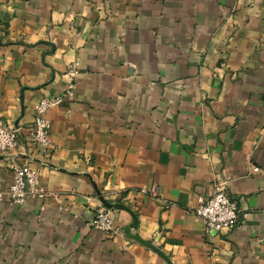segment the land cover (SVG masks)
<instances>
[{
  "label": "crops",
  "instance_id": "obj_1",
  "mask_svg": "<svg viewBox=\"0 0 264 264\" xmlns=\"http://www.w3.org/2000/svg\"><path fill=\"white\" fill-rule=\"evenodd\" d=\"M75 61L54 147L0 154V264H264V0H0L6 124L26 137ZM9 156L53 196L9 205ZM220 182L240 224L209 233L193 210ZM98 192L137 225L94 230Z\"/></svg>",
  "mask_w": 264,
  "mask_h": 264
},
{
  "label": "built area",
  "instance_id": "obj_2",
  "mask_svg": "<svg viewBox=\"0 0 264 264\" xmlns=\"http://www.w3.org/2000/svg\"><path fill=\"white\" fill-rule=\"evenodd\" d=\"M81 71L79 62L71 63L65 72L66 87L63 92L55 97H44L34 106V120L32 127L24 137L22 128L18 125H8L0 118V154H11L20 145L25 147H40L45 152L50 151L54 145L51 137V121L47 114L53 108L60 106L66 99L75 96L77 79ZM12 163L13 179L7 192L8 204L24 206L30 200L46 199L53 196L42 184L41 172L37 167L22 166L15 162L14 156H9ZM259 168H254L258 172ZM142 194L156 196V189L142 188ZM4 193L0 192V202ZM89 206L94 205L92 198H87ZM165 208H170L169 203H164ZM194 214L203 220L207 232L234 231L240 224V209L231 197L226 183L220 182L214 186V193L207 199L200 198ZM91 227L106 234H117L114 227V212L103 206L95 208L94 216L90 222Z\"/></svg>",
  "mask_w": 264,
  "mask_h": 264
},
{
  "label": "water",
  "instance_id": "obj_3",
  "mask_svg": "<svg viewBox=\"0 0 264 264\" xmlns=\"http://www.w3.org/2000/svg\"><path fill=\"white\" fill-rule=\"evenodd\" d=\"M99 194V197H100V200L102 201L103 205L105 207H107L108 209H111V210H126L128 212H130L132 215H133V218H134V222H135V225H137V218H136V215L133 213V211L131 209H129L128 207L122 205V204H112V203H108L107 201H105L104 197L101 195V192H98ZM131 235V234H130ZM133 239H135L136 241L144 244L145 246L153 249L154 251H156L159 255H161L162 257H164L166 260H168L165 255L154 245L146 242V241H143L142 239H140L139 236L137 235H131Z\"/></svg>",
  "mask_w": 264,
  "mask_h": 264
}]
</instances>
